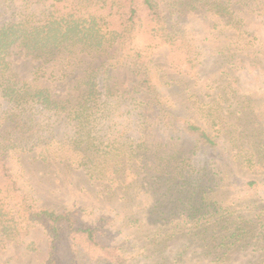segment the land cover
Returning a JSON list of instances; mask_svg holds the SVG:
<instances>
[{"label": "trees", "instance_id": "obj_1", "mask_svg": "<svg viewBox=\"0 0 264 264\" xmlns=\"http://www.w3.org/2000/svg\"><path fill=\"white\" fill-rule=\"evenodd\" d=\"M1 1L2 6L6 4L10 19L0 24V126L9 122L12 127L7 126L6 134L0 131V173H13L20 161L18 153L41 145L44 133L67 126L73 130L71 145L89 159H84L83 164L93 174L96 172L90 163H94L95 156L113 155L119 159L113 170L114 179L122 171L127 173L128 168L137 176L135 169L139 173L145 169L152 147L144 110L154 108L162 114L160 126L165 133L179 127L207 150H218L219 138L197 123L183 121L178 126L176 117L164 104L169 101L167 92H160L153 81L159 53L166 51L170 66L180 63L171 58L172 49L181 52L180 64L196 54L198 43L188 32L189 21L184 18L191 11L211 7L217 16L231 14L226 22L236 32V46L235 41L222 45L227 49L226 60L227 55L236 54L232 69L264 65V36L255 29L257 23L264 25V0ZM140 33L150 37L142 47L136 41ZM14 49L42 60L41 67L34 69L31 82L11 71L9 57ZM43 67L51 68V73L60 71L61 78L57 80L74 78L77 94H70L63 101L55 99L49 88L38 84L47 74ZM256 95L251 91L249 98L238 100L248 101L239 110L242 133L250 140L242 156L253 174L247 186L256 185L264 176V109L254 107ZM7 114L12 119L6 121ZM55 138L52 135V140ZM196 204L195 195L188 199L186 210L190 218L198 214ZM111 211L93 209L86 221L74 219L72 212L30 210L27 220L45 224L55 238L44 264L146 261L148 254L141 243L121 238L113 230L115 218ZM205 235L210 236V243L201 253L214 255L212 264H229L232 253L245 251L259 241L264 243V212L225 220L212 231L206 230ZM256 250L260 251V258L251 261L264 264V245Z\"/></svg>", "mask_w": 264, "mask_h": 264}, {"label": "rangeland", "instance_id": "obj_2", "mask_svg": "<svg viewBox=\"0 0 264 264\" xmlns=\"http://www.w3.org/2000/svg\"><path fill=\"white\" fill-rule=\"evenodd\" d=\"M7 9L0 0V24L10 19ZM214 12L208 7L184 16L189 21L188 32L198 43L196 54L183 58L185 62L180 64L181 52L172 49L171 58L180 63L170 66L166 51L159 53L153 81L160 92H167L169 101L164 104L178 126L183 121L197 123L219 138L218 150H207L179 127L165 133L160 126V110L147 109L144 114L152 143L147 165L140 173L135 169L137 176L128 168L127 173L122 171L114 179L119 159L113 155L95 156V164L89 162L96 172L93 174L83 164L89 159L70 143V127L44 133L41 145L18 153L20 161L13 173H0V264H44L50 257L55 238L45 224L27 220L30 210L72 212L74 219L88 221L93 209H112L113 230L119 237L145 247L148 256L142 257L147 260L141 264H212L215 256L201 253L210 243L206 230L212 231L225 220L264 212V176L256 185L247 186L253 174L242 156L250 140L242 133L239 110L248 101H238L249 98L248 93L253 91L257 94L254 107L264 109V65L246 70L231 68L236 54L227 55L226 60L227 49L222 43L235 41L236 46V32L226 22L232 16ZM255 29L264 36V25L257 23ZM149 38L140 33L138 46L145 45ZM9 61L13 74L28 82L34 69L43 63L19 49L12 51ZM43 68L47 74L38 84L49 88L55 99L63 101L77 94L74 78L57 80L60 71L51 73V68ZM6 116V121L12 119L10 114ZM261 120L264 123V118ZM3 123L0 131L6 134L12 123ZM52 135L56 136L54 140ZM194 195L198 214L190 218L186 207ZM263 245L259 241L245 251L232 253L229 264H253L251 260L260 258L257 247Z\"/></svg>", "mask_w": 264, "mask_h": 264}]
</instances>
